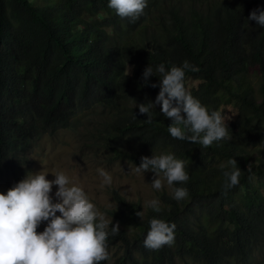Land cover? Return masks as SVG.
I'll use <instances>...</instances> for the list:
<instances>
[{
  "label": "trees",
  "instance_id": "16d2710c",
  "mask_svg": "<svg viewBox=\"0 0 264 264\" xmlns=\"http://www.w3.org/2000/svg\"><path fill=\"white\" fill-rule=\"evenodd\" d=\"M108 3L0 0V181L18 183L34 142L61 128L84 134L108 161L170 153L184 161L189 180L175 186L188 197L163 190L156 213L113 188L114 205L103 208L109 232L119 223L107 239L119 248L111 264H254L264 253V28L248 17L264 0H147L135 22ZM185 60L199 69L186 70V90L209 112L230 104L235 113L229 137L206 149L170 136L160 89L142 80L148 65L149 84H159V64L167 71ZM149 103L151 123L138 107ZM232 158L240 182L221 195ZM152 218L175 224L173 246L144 247Z\"/></svg>",
  "mask_w": 264,
  "mask_h": 264
},
{
  "label": "clouds",
  "instance_id": "9594fccd",
  "mask_svg": "<svg viewBox=\"0 0 264 264\" xmlns=\"http://www.w3.org/2000/svg\"><path fill=\"white\" fill-rule=\"evenodd\" d=\"M108 7L116 14L135 22L147 7V0H109ZM248 20L264 28V10L254 9ZM186 70L197 72L199 69L187 60L180 67L165 69L159 64L155 71L161 76L159 84H149V77L155 76L148 65L143 74L144 85L159 87L155 104L160 105L161 113L172 123L167 130L174 139L199 144L203 148L229 137L228 127L219 111H211L203 106L185 88ZM137 106V105H136ZM139 114L147 115L152 122L154 104H140ZM231 170L224 171L221 195L240 182L241 170L237 161H228ZM222 167H224L222 165ZM97 173L102 178L101 187L112 184L111 175L103 168ZM136 173L153 172L151 187L162 190L165 183L172 190V197L182 201L189 195L187 188L177 187L189 180L184 161L173 154H159L141 157L135 167ZM247 172L251 173L249 165ZM55 179L48 180V172L28 173L5 193H0V264H101L110 258L107 250L109 235H118L119 223L111 227L104 214L90 202L85 191L72 183L64 172H51ZM57 186L53 201L52 189ZM146 207L154 212L161 211L160 201H146ZM59 213V215H57ZM142 217L143 213L138 212ZM46 222L40 233L37 228ZM175 224L162 219L149 220V230L144 239V247L158 251L163 246L175 243Z\"/></svg>",
  "mask_w": 264,
  "mask_h": 264
},
{
  "label": "rangeland",
  "instance_id": "374dc122",
  "mask_svg": "<svg viewBox=\"0 0 264 264\" xmlns=\"http://www.w3.org/2000/svg\"><path fill=\"white\" fill-rule=\"evenodd\" d=\"M130 66H127L129 70ZM256 68L248 70V76L256 87L257 78L255 77ZM197 81L189 79L188 85L192 86ZM224 121L231 120L235 115L234 109L230 104L220 106L218 110ZM97 146L85 139L84 134L80 132H71L67 129H59L53 134L42 133V136L34 142L27 157L30 159L29 172L19 180L21 181L28 173L39 171L48 172L46 179L54 180L55 177L51 172H64L73 184L81 187L90 202H92L100 213L104 214L108 221L113 219L108 216L103 208L112 207V189H117L128 200H136L140 203L142 210L146 208V201L157 199L159 192L165 190L170 192V188L165 183L162 190L157 191L151 187L154 173H136V165L127 160L108 161L104 154L96 149ZM98 168H103L112 177L110 186L101 187L102 178L97 173ZM10 177L0 181V193H5L16 183L9 182ZM57 186H53V201L58 202L55 198ZM59 215V213H57ZM117 222H115L116 224ZM42 232L46 227V222L39 226ZM110 258L107 264H111L113 258L118 254V243L107 248ZM254 264H264V253L258 252ZM179 264H196L190 259L181 260Z\"/></svg>",
  "mask_w": 264,
  "mask_h": 264
}]
</instances>
